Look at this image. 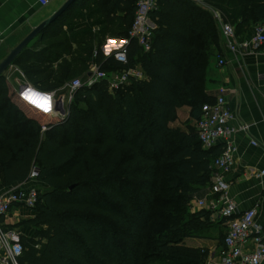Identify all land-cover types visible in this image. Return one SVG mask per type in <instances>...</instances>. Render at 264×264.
I'll use <instances>...</instances> for the list:
<instances>
[{
    "label": "trees",
    "instance_id": "obj_1",
    "mask_svg": "<svg viewBox=\"0 0 264 264\" xmlns=\"http://www.w3.org/2000/svg\"><path fill=\"white\" fill-rule=\"evenodd\" d=\"M80 3L70 19L81 22L52 33L59 20L40 36L50 40L40 55L27 49L14 65L45 92L94 63L108 72L139 69L144 79L130 78L113 92L106 81L82 88L67 120L47 129L49 117L0 78V191L27 182L34 167L44 190L27 221L36 235L22 239L18 264H203L206 253L185 240L203 235L207 213H192L190 204L210 184L223 151L204 149L195 126L215 102L207 90L211 60L223 51L215 12L243 37L264 22V0H159L150 14L152 50L133 40L126 65L94 44L128 37L136 0L74 6ZM184 107L195 124L173 128Z\"/></svg>",
    "mask_w": 264,
    "mask_h": 264
},
{
    "label": "crops",
    "instance_id": "obj_2",
    "mask_svg": "<svg viewBox=\"0 0 264 264\" xmlns=\"http://www.w3.org/2000/svg\"><path fill=\"white\" fill-rule=\"evenodd\" d=\"M48 1L49 4L44 6L41 0H0V63L36 27L59 11L68 0ZM81 5L82 3L73 6L69 14L61 19L51 32L56 33L61 27L65 32L71 24L75 27V24L81 22L82 20L77 19L78 17L73 22L70 19L82 11ZM255 27L256 25L252 26L240 39L250 40L255 35ZM81 30L76 28L73 35L80 36ZM99 31L100 27L97 26L92 32L98 33ZM46 38L41 40L38 37L28 49L40 54L38 48L47 44L48 38ZM108 39L122 38L107 36L101 45L96 40L95 50L103 51V48L105 50ZM72 47L73 51L77 49L75 43ZM222 48V53L216 54L209 65L207 90L213 97H216L219 88H226L228 107L235 116L230 126L246 128L232 137L231 142L235 147L234 165L225 174L228 195L236 203L238 214L255 206L258 207L256 224L264 232V174H262L264 172V46L258 51H241L232 54L224 49L222 41ZM218 56L225 58L227 62L225 66H219ZM91 68L92 66L87 74L77 79H87ZM190 111L188 107H184L179 110V113L186 112L190 117ZM213 148L223 150V141ZM210 185L211 182L208 186L201 188L195 197V201L205 200L206 206L199 207L195 201L190 204L192 213L203 211L207 213L206 216L201 217L203 223L206 224L203 235L185 240L188 247L206 253V260L203 264H215L221 260L223 242L228 231L226 221L219 217L221 209L219 195L212 194ZM14 186H19V184ZM3 191L1 190L0 193ZM34 217L33 209L16 204L11 207L9 215L2 219L1 223L5 229H12L19 233L21 240L31 239L36 235V229L29 226L27 221Z\"/></svg>",
    "mask_w": 264,
    "mask_h": 264
},
{
    "label": "built area",
    "instance_id": "obj_3",
    "mask_svg": "<svg viewBox=\"0 0 264 264\" xmlns=\"http://www.w3.org/2000/svg\"><path fill=\"white\" fill-rule=\"evenodd\" d=\"M158 1L136 0L135 20L128 37L125 39H108L105 50L103 48L104 52L102 51L105 57H113L117 62L126 65L128 63V47L133 40L144 52L152 50L155 26L150 19V14L157 8ZM197 1L203 2L204 0ZM41 4L46 6L49 1L41 0ZM215 17L220 25L223 47L228 53L258 51L264 46V22L256 25L255 35L250 40L244 41L237 35L235 27L225 21L219 12H215ZM109 41H115V45L109 44ZM218 60L221 67L227 63L223 56H218ZM4 77L21 101L41 114L54 119L57 123H63L70 114L68 106L82 88L92 87L99 82L106 81L110 91L113 92L128 83L130 78L144 79V74L135 69H124L109 74L102 70L101 65L94 63L90 76L84 82L81 79H75L66 83L61 89L52 92H44L33 86L16 66L10 67ZM29 93H34L39 99L47 97L49 110L40 111L33 107L40 108L27 99L26 94ZM226 96V88H219L214 104L205 107L204 113L197 123L198 137L204 149L210 150L220 141L224 143L222 154L214 160L210 185L212 194L219 195L221 205L219 217L224 219L228 225V231L223 242L222 257L215 264H262L264 260V232L256 224L258 207L255 206L242 214H238L236 203L228 195L225 174L234 165L235 147L231 142L232 137L246 128L230 126L235 116L228 107ZM254 144L256 145V143ZM38 177L39 171L34 167L27 182L20 183L19 186L8 188L0 193V264H18V259L23 254L24 248L20 234L12 229H5L1 220L9 215L13 205L19 204L29 209L36 207L41 193ZM195 200L196 198L192 202ZM195 203L199 207L207 205L205 200H197Z\"/></svg>",
    "mask_w": 264,
    "mask_h": 264
},
{
    "label": "water",
    "instance_id": "obj_4",
    "mask_svg": "<svg viewBox=\"0 0 264 264\" xmlns=\"http://www.w3.org/2000/svg\"><path fill=\"white\" fill-rule=\"evenodd\" d=\"M79 0H68L62 8L57 11L53 16L36 27L19 45H17L9 55L0 63V78L6 71L15 66L16 61L22 54L29 48L31 43L38 37L42 36L47 30L53 27L64 15L78 2Z\"/></svg>",
    "mask_w": 264,
    "mask_h": 264
},
{
    "label": "rangeland",
    "instance_id": "obj_5",
    "mask_svg": "<svg viewBox=\"0 0 264 264\" xmlns=\"http://www.w3.org/2000/svg\"><path fill=\"white\" fill-rule=\"evenodd\" d=\"M204 2V1H203ZM94 29V28H93ZM48 38V37H47ZM46 38V39H47ZM59 40H61V38H57V39H55L54 41L56 42V41H59ZM48 41V40H47ZM50 42V40L47 42V43H49ZM95 42H96V40H95ZM46 44V43H45ZM30 51H31V56H34L36 53L34 52V51H32L31 49H30ZM38 55V54H37ZM40 55V54H39ZM29 59V58H28ZM31 59V58H30ZM105 72H107V73H111V71H105ZM80 76H78V77H76V78H73V80H75V79H77V78H79ZM72 79H70V80H66L65 82L66 83H69V82H71V81H73ZM83 82L86 80V78H83V79H81ZM61 89V88H60ZM72 103H73V101L71 102V104L68 106V110H70V107H71V105H72ZM79 107H81V108H83V109H86V106H85V104L84 103H82V104H80V106ZM68 110H67V112H68ZM195 124V122H192L190 119H189V115L186 113V112H181V113H179V119H178V121L177 122H175L173 125H172V127L173 128H180V129H182V130H186L187 129V127L188 126H190V125H194ZM44 125H46V127H47V129L48 128H51L52 126H54V125H57V123H56V121L54 122V120H51L50 118H47L46 119V122L44 123ZM196 126V128H197V124L195 125ZM46 131V130H45ZM44 132V131H43ZM42 191H44L43 190V187L41 186V192Z\"/></svg>",
    "mask_w": 264,
    "mask_h": 264
},
{
    "label": "bare ground",
    "instance_id": "obj_6",
    "mask_svg": "<svg viewBox=\"0 0 264 264\" xmlns=\"http://www.w3.org/2000/svg\"><path fill=\"white\" fill-rule=\"evenodd\" d=\"M27 99L33 103L32 101H36L34 104L38 105V104H44L45 101L43 99H39L37 95H35L34 93H29L27 95ZM33 106V105H32ZM46 107H48V109L50 108V106L48 105V101L47 103L45 104ZM35 107L36 109L40 110V111H44L41 107L40 108H37L36 106H33Z\"/></svg>",
    "mask_w": 264,
    "mask_h": 264
},
{
    "label": "snow or ice",
    "instance_id": "obj_7",
    "mask_svg": "<svg viewBox=\"0 0 264 264\" xmlns=\"http://www.w3.org/2000/svg\"><path fill=\"white\" fill-rule=\"evenodd\" d=\"M121 43H123V42H121ZM109 44H111V45H115V41H109ZM28 94H26V96H27ZM44 101H45V103L44 104H38L37 106L38 107H41L43 110H45V111H48L49 109H48V107H46L45 106V104L47 103V101H48V98L47 97H43L42 98ZM33 103H35L36 101H32Z\"/></svg>",
    "mask_w": 264,
    "mask_h": 264
}]
</instances>
